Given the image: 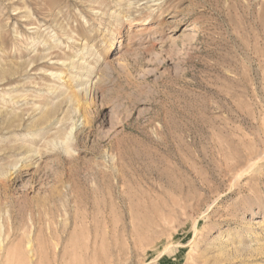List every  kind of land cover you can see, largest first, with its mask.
I'll return each mask as SVG.
<instances>
[{"label":"rangeland","instance_id":"rangeland-1","mask_svg":"<svg viewBox=\"0 0 264 264\" xmlns=\"http://www.w3.org/2000/svg\"><path fill=\"white\" fill-rule=\"evenodd\" d=\"M0 264H264V0H0Z\"/></svg>","mask_w":264,"mask_h":264}]
</instances>
